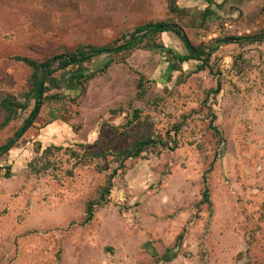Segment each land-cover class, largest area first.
Wrapping results in <instances>:
<instances>
[{
    "label": "rangeland",
    "instance_id": "1",
    "mask_svg": "<svg viewBox=\"0 0 264 264\" xmlns=\"http://www.w3.org/2000/svg\"><path fill=\"white\" fill-rule=\"evenodd\" d=\"M213 1L217 16L203 23L205 0H177L183 20L169 0H0V96L31 89L15 57L107 46L150 22L179 24L195 46L264 36V0ZM158 43L184 51L174 35ZM171 61L162 50L103 56L81 94L45 103L0 157V264H264V42L220 46L205 72L196 62L170 72ZM28 115L0 132V147ZM147 137L178 146L115 156Z\"/></svg>",
    "mask_w": 264,
    "mask_h": 264
},
{
    "label": "trees",
    "instance_id": "2",
    "mask_svg": "<svg viewBox=\"0 0 264 264\" xmlns=\"http://www.w3.org/2000/svg\"><path fill=\"white\" fill-rule=\"evenodd\" d=\"M207 6L199 13V17L206 23L209 20L216 18L214 7L216 4L213 0H205ZM169 11L180 20L189 18L190 14L186 9L178 5L177 0H169ZM199 19V18H198ZM163 35H174L180 41L183 50H175L174 48H165L158 43V39ZM264 36L256 37H226L218 39L215 45L195 46L188 38L184 28L173 21L150 22L139 27H136L132 32L123 34L118 42L113 44L97 47L93 45H82L74 51H64L48 58L45 61H35L30 58L15 57L16 62H21L31 70L30 85L31 89L21 98L11 94H2L0 96V132L7 128L11 123L18 120L21 114L28 113V117L24 120L22 126L16 131L14 136L10 138L4 145L0 147V157L9 154L19 143V141L34 127L38 120L42 108L47 101L61 100L62 91L73 92L80 91V94L85 90V84L95 78L97 72H92L89 67L94 62L107 55L118 56L122 54L130 55L137 50H153L163 51L172 56L173 61L169 63V71H178L181 66L190 62H196V72H205L210 66V56L218 51L220 46L228 45H243L263 43ZM113 61L107 62L100 72L106 71ZM169 81V79H168ZM140 87H143L142 81ZM53 90L60 91L58 94L50 95ZM216 94L221 92V84L214 91ZM216 117H213L211 129L216 136L222 140L220 130L214 126ZM176 132L180 130V126L176 127ZM173 146L170 143L164 142L161 138L147 137L144 140H139L133 144L128 150L115 154L122 163L141 158L150 150L162 148L163 150L175 151L177 143L173 141ZM212 168L210 169V171ZM116 172L111 175L106 186L101 189L99 198L88 203L86 224H89L94 219L96 206L106 205L113 189V180ZM203 203L211 205L208 189L204 192ZM182 240V236L179 237ZM166 262L171 261V257L165 259Z\"/></svg>",
    "mask_w": 264,
    "mask_h": 264
}]
</instances>
